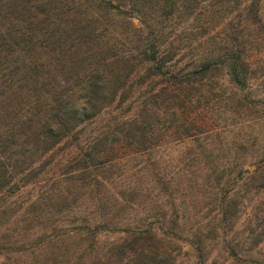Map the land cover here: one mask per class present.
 I'll return each instance as SVG.
<instances>
[{"label": "trees", "instance_id": "obj_1", "mask_svg": "<svg viewBox=\"0 0 264 264\" xmlns=\"http://www.w3.org/2000/svg\"><path fill=\"white\" fill-rule=\"evenodd\" d=\"M220 71L233 111L264 124V0H0V264H184L190 248L188 264H220L204 258L209 235L264 264V133L258 153L232 154L236 171L212 172L207 235L184 226L156 153L176 132L206 144L183 112L218 102ZM124 172L148 173L150 190L136 179L113 198ZM146 190L168 215H126Z\"/></svg>", "mask_w": 264, "mask_h": 264}, {"label": "rangeland", "instance_id": "obj_2", "mask_svg": "<svg viewBox=\"0 0 264 264\" xmlns=\"http://www.w3.org/2000/svg\"><path fill=\"white\" fill-rule=\"evenodd\" d=\"M133 21L136 24L138 23L136 19ZM185 52H187V49H185ZM211 83L214 85L212 86V91L207 85H205L204 89L208 90L209 88V93L218 94V102L211 108L201 110L197 107V104L200 103H193V109L187 108L183 112L184 116L187 115L186 119H191L194 127L196 126L195 128L199 130V136L205 138L206 144L202 146V149L197 148L194 150L190 148L193 144L189 139L181 137L179 132H176L174 137L169 138V141L165 139L166 142L162 143L156 152L160 160V167H165L166 170L170 171L169 174L179 190L177 195L180 196H177L175 203L178 206V213L183 216L181 220H183L184 226H189L190 233L196 230L205 235L210 234L209 229L211 228L212 217L217 219L219 216L216 208L218 203L209 195L210 190L217 191V188L212 183V172L221 171L222 164L225 161H229V166L233 168V171H236L237 169L233 167V161L230 159L232 154L240 151L238 150L239 145H244L246 152L257 150L263 142L261 136L264 133V124L262 121H258L252 114L247 115L233 111L231 107L232 102L238 97L239 91L234 90L228 84L226 77L221 71L217 72L211 78ZM250 91H254V89ZM189 105L192 106V103H189ZM243 141H245L244 144ZM187 148H190L195 155L194 161H188L191 165L184 163V161L182 162L183 156L181 154ZM245 158L244 165H247L251 161H249V157ZM171 165L174 167L172 168ZM206 175H209V178H206ZM138 178H140L139 181L137 178L131 176L129 172H124L122 178L118 177V180H116L117 183L114 186L112 184L113 187L109 190L112 197L120 202L122 197L117 193V190L122 188L124 190L128 189L135 184L134 180L136 179L138 181L136 184H140L145 188H149L147 190H150L151 183L149 174L142 173ZM27 189H29V186L21 189L18 194L24 197ZM147 190L145 195L139 193L136 201H134V207H136L137 211L135 213L134 211H126V215H129L130 218L135 216V214L144 215L147 212V208L155 207V205H159L167 215L170 213V208L164 202L165 198L161 195L155 197L153 196L154 190L151 192H147ZM238 220L241 222L243 219L240 217ZM239 222L233 226L232 232L241 229ZM232 232L229 236L233 234ZM115 236V233L106 234L103 232L100 235V239L102 240L105 237L111 239ZM206 240L204 258H206L207 263L215 261L220 264H240V260L237 257L225 251L223 246L224 242L219 235L217 237L214 236V239L209 235ZM224 240L228 239L226 238ZM258 249L264 252V245L258 247ZM255 250L256 248L253 249V252ZM194 259V251L191 248L187 249L185 253L181 251L178 257V260L184 264H188Z\"/></svg>", "mask_w": 264, "mask_h": 264}]
</instances>
